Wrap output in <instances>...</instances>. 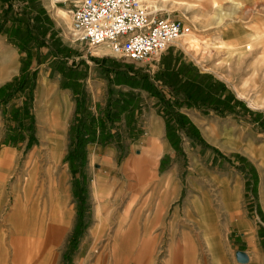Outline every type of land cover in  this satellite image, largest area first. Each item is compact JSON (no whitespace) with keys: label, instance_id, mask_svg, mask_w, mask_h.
I'll list each match as a JSON object with an SVG mask.
<instances>
[{"label":"rangeland","instance_id":"obj_1","mask_svg":"<svg viewBox=\"0 0 264 264\" xmlns=\"http://www.w3.org/2000/svg\"><path fill=\"white\" fill-rule=\"evenodd\" d=\"M78 1L80 0H13L8 16L0 14V34H9L7 37L9 42L20 45L42 41L39 40V36L28 37L24 34L25 29L20 26L15 28L12 22L8 27L5 26L4 20L7 18L15 20L13 11L21 9L23 14L17 19L23 22V27L26 21L31 23L33 26L30 24V28L35 27L41 39L56 46L61 54L66 55L59 61L50 58L47 63L40 62L37 58L38 63L43 65H35L31 67L35 71L22 75L26 81L22 90H15L14 87L19 85L21 75L18 80L11 78L0 90V94L4 95L3 99L1 98L2 102L0 100V157L10 159L9 165L0 167V264H46L48 255L53 256L51 264H177L174 261L178 244L187 238L179 234L182 229L169 227L170 211L162 218V222L159 220V209L165 202L159 192L160 184L164 177L169 176L167 171L171 165L170 161L179 159L184 161L185 170L180 169L178 175L185 189L178 203H184L186 198L191 196L188 186V179L191 177L198 188L206 191L207 196L204 198L208 204L215 205L219 202L217 199L219 190L211 181L201 179L198 173L191 170L190 157L187 154V158H183L170 151L165 154L162 163H158V158L156 161V150L149 145L144 120L152 113L158 115V111H162L161 107L157 108L156 102L151 98L144 99L138 90H121L113 85L117 84L115 83L117 79L114 78L120 74L130 73L131 76L128 77L134 79H141L144 75L151 76L152 65L155 62H147L146 67H141L140 65L145 62L132 63L110 55H96V49L89 50L84 43L75 41L69 12ZM147 2L152 10L159 11L160 16L169 15L172 19H179L190 29L189 34L169 47L180 51L185 59L192 61L204 75L211 73L225 80L235 96L241 97L238 99L245 102L249 111L264 116V39H256L264 35V0ZM212 3H215V8L212 7ZM60 10L66 11L65 19L58 13ZM4 27L7 29L3 30ZM229 33L235 34L230 35L231 40L236 41L240 37L239 41L231 44L233 47L241 48L239 50L247 45L249 37L254 34L250 39L254 43H248L247 53L246 50L243 51L240 58L236 54L228 57L226 51L212 49L211 42L218 43L226 39V34ZM188 36H194L202 42L195 47L182 46V39ZM103 61L109 62L111 69L100 68L98 65ZM41 78L52 80L56 86V91L49 95L47 100L45 88L39 91ZM158 87L156 88L160 89V95H170L162 86ZM62 93L67 95L69 101V116L64 109L63 119L61 115L59 118L53 114L49 117L48 107L54 112L55 94ZM9 94L12 95L8 97ZM37 94L40 100H37ZM44 97L45 102L42 100ZM76 99L84 102L82 108L87 118L98 117L104 123L103 128L97 129L94 134H83L84 148L82 154L78 156L75 152L76 142L73 133L70 132ZM163 106V110L172 120L171 113L164 103ZM19 108L23 109L22 113H19L20 119L16 110ZM170 120L169 122L167 120V128ZM195 130L197 136L201 138L199 131ZM57 136H60L63 144L60 150L51 148ZM202 137L204 139L201 140L205 141L207 147L218 149L224 157L218 156L209 148L200 147L202 154L209 155L206 158L207 171L236 174L238 167L234 164L231 154L219 148L217 142L211 140L208 134L203 133ZM155 143L158 144L157 137ZM224 144L223 142L220 146L226 149ZM227 144L230 145L229 142ZM4 151L11 153L6 155ZM259 154L261 155L253 161L259 168H264V152L260 150ZM131 159L133 165L123 169L126 162ZM191 162L194 163L193 169L202 172L200 166L196 167L198 163L196 156ZM31 170L35 174L32 188L27 192L25 187L30 179ZM151 174L153 180L149 181ZM98 179H101L99 185L104 189L96 194L94 185L96 182L97 186ZM49 186L51 189L48 190ZM162 188L163 193L171 194V185L165 183ZM236 193V186L229 190L226 202L228 211L219 213L221 214L219 223L216 224L212 212H204L202 232L196 226L186 229L192 233L191 238L196 241L199 264H222L219 258L210 255V249L207 248L209 244H206V238L210 233L221 239L225 255L224 264H239L236 252L247 253L252 250L253 245L247 241L245 232L236 226L240 219L235 210ZM54 194L60 196L61 200L58 201L60 206L56 204ZM154 198L155 203L158 202L157 219L149 207ZM15 205L21 206L25 222L18 224L12 219ZM41 214L42 221L47 225L43 229V241L38 243L35 232L40 229L37 223ZM258 217L261 222L256 225H261L262 231L257 230V235L259 234L262 240L260 244L256 240L255 247L264 258V218L262 213H258ZM246 218L251 221L253 230L247 222L239 223L247 224L255 235L257 228L253 224V216L248 213ZM131 221L139 222V228L144 231L141 239L144 236L150 238L145 240L151 243L152 253L150 258L144 259V263L135 261L136 256H140L138 251L141 243L133 247L128 246L117 236L118 226L125 230V226ZM53 224L63 225L64 232L57 235L58 227ZM77 228H83L80 235H77ZM189 250V247L185 249L187 256L190 255ZM218 252H221V249ZM253 252L262 262L257 250L254 249ZM193 253L194 250L192 257ZM41 254L46 257L39 259Z\"/></svg>","mask_w":264,"mask_h":264},{"label":"crops","instance_id":"obj_2","mask_svg":"<svg viewBox=\"0 0 264 264\" xmlns=\"http://www.w3.org/2000/svg\"><path fill=\"white\" fill-rule=\"evenodd\" d=\"M6 9L7 2L5 0H0V14L2 16L5 15ZM20 12H22L21 9H15V11H13L15 20L12 19L11 21L7 18L5 26L8 27L12 22V25H14L15 28L17 26H20V28L25 29L24 31L26 32L24 34L28 37L39 36L40 40L41 35L39 32H36L34 30L35 27L30 30V34H27L28 29L19 24L20 21L17 19V17H20ZM2 22L3 18L1 20V23ZM6 27H4L3 30H6ZM55 28H57L56 24ZM8 35L9 34H0V90L11 78L17 79L22 73L35 71V69L31 67L35 65H43V63H38L37 58L40 62L43 61L44 63H47V60L50 58L51 60L53 59L59 61V57L56 54L57 48L56 46L54 47L51 43L47 44L45 42L44 45L48 46L43 47V44L37 41L36 43L31 42L28 44L15 45L9 42V38H7ZM252 36H254V34L251 35V37ZM251 37H249L248 43L253 42L252 40H250ZM248 43L246 46H248ZM247 51L248 48L246 50V53ZM95 54H101V56L110 55V52L108 49L99 48L95 51ZM150 61L155 62L154 65H152L151 76L144 75L143 77H141V79H134L128 77V75L131 76L130 73L116 75L114 79H117V82H115L117 84H113L114 87L121 90H138L142 93L144 99L151 98L156 102L157 108L161 107L162 111H158V115L152 113L144 120V127L146 129V132L148 133L149 138L148 142L151 148L156 150V161L158 158V163H162L164 157L166 156L165 154L169 153L170 151H173L179 157L182 156L183 158H187V154L190 157L191 170L194 173H198L201 179L211 181L219 190L217 198L219 202L215 205L208 204L205 202L204 198L207 196L206 191L198 188L197 183L194 182L193 178L191 177L188 179V186L191 196H189V198L187 197L184 203H178L185 189L184 184L179 179L178 175L180 169H182L183 171L185 170L184 161L182 159L170 161L171 165L167 171L169 172V176L164 177L160 184L161 188L159 192L161 195V199H165V202L162 203L164 205L159 209V220L162 222V218L166 215V213L170 211L171 218L169 219V227L182 229L179 234H181V237L187 238V240L185 241H183L182 239V241L179 243L180 245L178 244V251L177 253H175L176 260L174 261L173 259V261L177 264H199V261L197 260V248L195 246L196 241L191 238L192 233L186 229H191L195 226L201 229L203 224L202 213L204 212H212L216 224L219 223L218 220L220 219L219 217H221V214L219 215V213L228 211V209L226 208L227 194L229 193V190L233 189L236 186L237 193L235 210L240 215V219L237 221L236 226H238L239 229L245 232L247 241L251 245H253L250 252H244L248 257V260L245 263H238L264 264V258L262 257V254L258 251L257 247H255V241L257 240L260 244L262 240L260 235H257V230L262 231V227L261 225L256 224H258V222L260 221L258 213H262V218H264V168H259L253 161L261 155L259 154L260 150L264 152V116L261 115V113H252L251 111H249L250 109H247L245 102L238 99L241 97L235 96L232 89L227 85V82L225 80L220 79L215 74L213 75L211 73H205L204 75L203 72H200L197 69L192 61L185 59V56H183V54L177 49H172L171 47H169L159 58L155 60L145 61V63L141 64L140 66L146 67L147 65L145 64H148L147 62ZM101 63L102 64L98 65L100 68L111 69L109 62L103 61ZM154 69H156V71H154ZM41 80V84L39 86L41 87V89L39 91H43L44 88L47 89V86L45 84L48 83L53 88V91L50 94L52 95L56 91L55 83L48 78H44L42 81ZM161 86L172 95H167L165 96V98H170V108L172 107L175 112L181 115V118L178 121H175V119L173 120L172 117V120H170L167 112L163 110V102L160 101V98L158 96V94L160 93V89L156 88H162ZM60 95L63 98V102H65L66 104L64 106L67 112L66 115L69 116L70 105L67 95L63 93ZM3 96L4 95L0 94L1 102ZM45 97L42 98L44 102ZM218 98L223 103L216 102L215 100ZM40 99L41 98H39L37 94V100ZM209 99H211V102H208ZM181 100H184V103H181ZM243 106H245L246 108ZM16 110H18V119H20L21 115H19V113H22L23 109L19 108ZM95 119L99 120L98 117H95ZM167 120L168 122L170 120L168 128L166 126ZM179 124H184L185 127L191 125V128L193 127L194 129H197L199 131L201 138H203V133H205L206 135L208 134L211 140L217 142L219 148L231 154L234 164L238 167L237 173L233 174L229 172H208L206 169V158H208L209 155L208 153L202 154L200 147L209 148L215 154L224 158L222 153L214 147L210 148L207 146H203L196 139L187 136L186 130L183 128H179ZM195 132L197 131L193 130V133ZM155 137H157L158 140L157 145L155 143ZM223 142L225 143L224 146L229 149H225L220 146ZM227 142H229L230 145H228ZM230 146H232V149H230ZM245 147L247 148L243 152V149ZM4 152L6 155L11 153L8 151ZM195 156L198 158L196 167L198 168L200 166L202 172L197 171V169H193L194 163L191 162V159L195 158ZM9 164L10 159L4 156L0 157V167L4 168ZM246 172H248V174H246ZM165 183L171 185L170 195L167 194L168 192L163 193L164 191L162 185ZM157 186L158 185L156 183L155 188H157ZM163 195L165 196V198ZM58 198L59 200H61L59 195L54 196L56 204L60 206V204L58 203ZM149 207H151L152 211L154 212V217L155 219H157L156 212L158 210V202L155 203V198L153 199L152 205H150ZM248 213L253 216V224L257 228L255 230V235H253L254 232H252L253 228L251 221L247 220L246 218ZM41 220L42 216H40V219L38 220V223L39 221L40 223H37V226L40 227V229L36 232L37 236L39 237V239L36 240V242L38 243L43 241V225H47L45 221L42 225ZM240 221L247 222L251 226L252 230L247 224L239 223ZM23 222H25V219H23ZM200 231L202 232V229ZM210 240H212L211 242L219 244L221 249V252L219 253H212L210 251V255L214 258H219L222 264H224L225 255L223 254L221 239L219 238V236L213 233L212 235H207L206 244L210 242ZM188 247L190 249V255L187 256L185 254V249ZM207 248L209 250L208 245ZM254 249L257 250V253L261 257L262 262L255 257V254L253 252ZM192 250H194L193 257ZM182 254L184 256H182ZM42 258H45V256L43 257L41 254V257L39 256V259Z\"/></svg>","mask_w":264,"mask_h":264},{"label":"built area","instance_id":"obj_3","mask_svg":"<svg viewBox=\"0 0 264 264\" xmlns=\"http://www.w3.org/2000/svg\"><path fill=\"white\" fill-rule=\"evenodd\" d=\"M69 13L75 41L89 50L105 45L110 56L132 63L159 58L190 32L181 20L160 16L147 0H80Z\"/></svg>","mask_w":264,"mask_h":264},{"label":"bare ground","instance_id":"obj_4","mask_svg":"<svg viewBox=\"0 0 264 264\" xmlns=\"http://www.w3.org/2000/svg\"><path fill=\"white\" fill-rule=\"evenodd\" d=\"M147 1H149V0H147ZM212 7H214L215 8V3H212ZM58 13H60V15L65 19L66 17H67V14L64 12V11H61L60 10V12H58ZM237 34V33H236ZM230 35H235V34H231V33H229V34H226V39H223L222 41H220V42H218V43H213V42H211V44L213 45L212 46V49H215V50H223V51H226V54L228 55V57H231L232 55H234V54H236V55H238V58H240L241 57V55H242V53H243V51H245V50H247V48H248V46H245L244 48H242V50H239V49H241V48H236L235 46L233 47V46H231V44L232 43H234V42H237V41H239V38L236 40V41H234V40H231L232 39V36H230ZM255 38H253V40H254ZM256 39H258V40H262V39H264V35H261V36H259L258 38H256ZM183 40V43H182V46H185V45H191V47H195V45H198L199 44V42H202L200 39H198V38H196V37H194V36H188L187 38H185V39H182ZM256 41V40H255ZM215 42V41H214ZM254 43V42H253ZM251 44V43H250ZM206 45H207V43H206ZM208 46V45H207ZM99 48H105V49H108L109 50V48H107V46H105V45H100V46H98V47H96V48H94V49H99ZM208 48V47H207ZM109 52H110V50H109ZM264 52V51H263ZM110 54H111V52H110ZM227 58V57H226ZM53 88H52V86H50L49 84H47V89H45V94L47 95V98H46V100L48 99V96L52 93V90ZM55 106H54V112H52L51 111V108H49L48 107V109H49V111H48V114H49V117H51V114H53V115H56V116H58V118L60 117V115H61V117H62V119H63V117H64V109H65V102H63V98H62V96L60 95V94H55ZM48 102V101H47ZM47 109V108H46ZM47 111V110H46ZM47 114V115H48ZM45 118V117H44ZM45 120V119H44ZM46 121V120H45ZM54 121V120H53ZM52 121V122H53ZM62 122V121H61ZM61 125V124H60ZM62 125H63V123H62ZM49 126V125H48ZM54 126V125H53ZM51 129V128H50ZM55 129V128H54ZM51 130H53V129H51ZM55 132H56V129H55ZM53 133V132H52ZM43 134V133H42ZM55 134V133H54ZM60 135V134H59ZM62 136V135H61ZM55 139V138H54ZM63 139V138H62ZM44 141V140H43ZM62 142H61V138H60V136H57V138L54 140V142H53V144L51 145V148L52 149H54V150H60L61 148H62ZM53 150V151H54ZM37 154V153H36ZM54 155V154H53ZM150 157V156H149ZM53 160H54V158H53ZM135 160V159H134ZM153 161L155 162V160L153 159ZM130 165H133V160L131 159V160H128L127 162H126V164L124 165V167H123V169L126 167V168H128V166H130ZM30 166V165H29ZM148 166V165H147ZM135 168V167H134ZM51 172V171H50ZM34 174L35 173H33V171L31 170L30 171V173H29V177H30V179H29V181L26 183V187H25V191H27L28 192V190H30L31 188H32V179H33V176H34ZM52 174V173H51ZM150 177L149 178H151V179H149V181H151V180H153V176H152V174L151 175H149ZM28 177V178H29ZM51 177V176H50ZM37 178V177H36ZM38 179V178H37ZM36 179V180H37ZM26 181V180H25ZM98 182H97V186H96V182H95V185H94V192L96 193V194H98V192H102L101 190H103L104 188H102V185H99L100 184V181H101V179H98L97 180ZM47 183V182H46ZM104 183V182H103ZM36 185V184H35ZM50 185V184H49ZM104 185V184H103ZM23 186V185H22ZM24 188V187H23ZM42 188V187H41ZM49 188H50V186L48 187V190H49ZM51 189V188H50ZM141 190V189H140ZM40 191H41V189H40ZM138 191H139V189H138ZM43 192V191H42ZM52 192V191H51ZM18 193V192H17ZM53 193V192H52ZM52 193H50V194H52ZM94 193V194H95ZM49 194V196H51ZM101 195V194H100ZM99 195V196H100ZM96 197V196H95ZM51 198H53V196L51 197ZM58 200H59V198H58ZM51 201V200H50ZM138 203V202H137ZM67 205V204H66ZM16 206V205H15ZM52 207H53V204H52ZM68 207V206H67ZM112 207V206H111ZM62 209V208H61ZM67 211V210H66ZM137 212V211H136ZM44 213V212H43ZM42 213V214H43ZM42 214H41V216H42ZM27 215H28V213H27ZM40 215V214H39ZM29 216H31V215H29ZM59 216H61L60 215V213H59ZM100 217V216H99ZM98 217V218H99ZM28 218V216H26V219ZM45 218V217H44ZM13 220H14V222L16 221V223H23V219H25V215L23 214V212H22V209H21V206H16V208H15V211H14V215H13V218H12ZM33 219V218H32ZM12 220V221H13ZM28 220H29V218H28ZM27 220V221H28ZM34 220V219H33ZM109 220V219H108ZM141 220V219H140ZM42 221V220H41ZM49 221V220H48ZM107 221V220H106ZM119 222H121V221H119ZM39 223H40V221H39ZM38 223V224H39ZM43 223H44V221H42V225H43ZM100 223H101V221H100ZM110 223V222H109ZM52 224V223H51ZM51 224H50V226H51ZM45 226H46V224H44ZM44 225H43V228H44ZM54 225V224H53ZM55 225H57V224H55ZM54 225V226H55ZM20 226V225H19ZM54 226H52V227H54ZM121 226V225H120ZM57 227L58 228H56V234L58 235L59 233H63L64 232V229L65 228H63V225H57ZM65 227H67V226H65ZM126 228H125V230H122L121 228H119V226H118V230H117V236L118 237H120V239H121V241L122 242H124V244H126V245H128V246H135L137 243H141V246L139 247V253H140V256H136V263H144V259L145 258H150L151 257V253H152V246H151V243L150 242H148V240H150V238H147L146 236H144V237H146V238H144V237H142V239H141V234H143V230H141L139 227H140V224H139V222H135V221H131V222H129L128 223V225L127 226H125ZM145 227H147L148 228V226H145ZM39 228V227H38ZM14 229V228H13ZM69 229V228H68ZM36 231V230H35ZM44 231V230H43ZM143 231V232H142ZM37 232V231H36ZM35 232V233H36ZM54 232V231H53ZM146 232V231H145ZM34 233V234H35ZM46 233H47V231H46ZM49 233V232H48ZM211 235L213 234V233H210ZM37 235V234H36ZM38 235H39V233H38ZM47 235V234H46ZM117 237V238H118ZM36 239H39V237L37 236L36 237ZM119 239V238H118ZM145 239H148V240H145ZM209 241V240H208ZM212 240H210V242H208L207 244H209V249H210V251L213 253V252H216V253H219L218 251H219V249H220V247H219V244H216V243H214V242H211ZM143 256V257H142ZM46 257V256H45ZM44 259V258H43ZM52 261H53V256L51 257V255H48V259H47V263L46 264H51L52 263Z\"/></svg>","mask_w":264,"mask_h":264},{"label":"trees","instance_id":"obj_5","mask_svg":"<svg viewBox=\"0 0 264 264\" xmlns=\"http://www.w3.org/2000/svg\"><path fill=\"white\" fill-rule=\"evenodd\" d=\"M5 1L7 2V9L5 11V17H6V16H8V14L10 12V9L13 6V0H5ZM21 14H23V11L20 13V15ZM18 20L20 21V24L23 25V22H21L20 19H18ZM4 21L6 22V20H4ZM30 24H29V22L27 23V21H26L25 25H24L28 29L27 34H30V30L33 29V28L32 29L30 28V26H31ZM34 30L36 32H38L37 29L34 28ZM40 40H42V41H40L43 44L42 47L43 46H48V45H44L46 41H44L43 39H40ZM56 54L59 57V59H63V56H66V55L61 54V52L58 49L56 51ZM23 74H25V73L21 74V77H20L21 80L19 79L20 80L19 85H17V86L15 85L14 86V87H16L15 90L18 89L20 91V90L23 89V87H24V85L26 83V81H24V78H23L24 75ZM14 84H16V83H14ZM13 94H15V93H13ZM11 95L12 94H9L8 97H10ZM158 96L160 98V101L162 100L161 102H163L165 104V107H167V109L169 111H171L170 112L171 113V117L174 118L175 121H178L181 118V115L179 113L175 112L172 107L170 108V106H171L170 105V98H165V96L159 95V94H158ZM169 96H172V95L170 94ZM215 101L218 102V103H223L219 98L216 99ZM215 101H214V103H215ZM208 102H211V99H209ZM181 103H184V100H181ZM82 106H84V102L76 99V107H75V111H74V120H73V123L71 124L72 126H71V129H70V132H71V134L73 133L74 140L76 142V144H74V145L76 146L75 152L77 153V156L82 154V150L84 148V139H83V137L85 135H88V133L89 134H94L97 129L99 130V129L103 128V126H104V123H103L102 120H96L94 117H91V116H89V118H87ZM190 126L191 125H188L187 127H185L184 124H179V128H183V129L186 130L187 136H189L190 138L196 139L197 141L200 142L201 145L206 146L204 141L201 140V138L199 137V135L197 136V132L193 133V130L195 131V129L193 127L191 128ZM84 133H85V135H83ZM81 163H82V161H81ZM82 229L83 228H81V229L77 228V232H78L77 235H80L83 232Z\"/></svg>","mask_w":264,"mask_h":264},{"label":"water","instance_id":"obj_6","mask_svg":"<svg viewBox=\"0 0 264 264\" xmlns=\"http://www.w3.org/2000/svg\"><path fill=\"white\" fill-rule=\"evenodd\" d=\"M235 256H236V260L240 263H245L248 260L247 255L242 251H237Z\"/></svg>","mask_w":264,"mask_h":264}]
</instances>
